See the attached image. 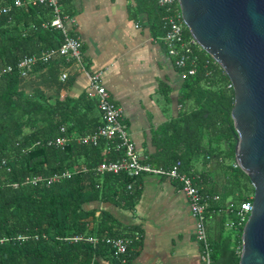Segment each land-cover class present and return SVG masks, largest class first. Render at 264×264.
Returning a JSON list of instances; mask_svg holds the SVG:
<instances>
[{
	"label": "trees",
	"instance_id": "16d2710c",
	"mask_svg": "<svg viewBox=\"0 0 264 264\" xmlns=\"http://www.w3.org/2000/svg\"><path fill=\"white\" fill-rule=\"evenodd\" d=\"M14 1L0 0V8L10 7L9 13L0 17V264H101L98 258L114 261L110 248L103 243L63 239L126 238L140 233L137 228L125 231L127 234L119 231V224L108 212L100 211L96 216V210L86 208L94 202H110L133 210L140 197L137 182L124 172L100 175L95 171L100 163L121 158V152L104 141L95 147L76 142L101 124L90 116L97 108L96 101L86 96L49 101L41 90L24 92L25 78L17 63L24 56L59 47L63 37L56 30L41 27L52 18L49 8L15 7ZM132 1L131 16L136 19L141 10L147 11L151 30L164 35L166 12L159 0ZM59 2L63 14L71 16L67 9L64 11L70 0ZM184 34H189L186 28ZM194 53L196 73L183 80L180 93L184 109L157 129V152L148 161L165 168L180 161L183 171L198 176L195 182L202 194L218 196V201H209L205 213L207 221L217 226L216 238L210 240L208 236L210 264H239L241 232L226 228L225 222L236 220L239 204L253 197V188L247 175L234 167L237 139L231 118L233 91L228 88L227 75L210 56L200 48ZM63 62L65 66L72 64ZM46 66L37 64L32 70ZM8 67L12 71L5 72ZM51 71L54 86L69 88L71 78L61 83L56 68ZM83 118H92L95 123L87 126ZM63 136L69 138L63 149L48 146L50 140ZM198 163L203 165V172L196 171ZM77 167L88 171L49 187L25 182L28 177L50 178ZM212 172L217 179L210 178ZM138 245L133 241L128 246L136 249ZM117 260L120 262L116 259L111 264Z\"/></svg>",
	"mask_w": 264,
	"mask_h": 264
},
{
	"label": "crops",
	"instance_id": "0c3cea01",
	"mask_svg": "<svg viewBox=\"0 0 264 264\" xmlns=\"http://www.w3.org/2000/svg\"><path fill=\"white\" fill-rule=\"evenodd\" d=\"M133 7L132 0H70L63 9L74 20L70 27L81 43L85 71L90 75L102 73L101 84L121 109L122 122L136 152L149 160L157 152L154 137L157 129L176 119L184 109L179 100L183 80L167 54L161 35L151 30L148 12L141 10L135 19L131 16ZM52 68H56L58 81L63 71L68 73L72 79L69 88L60 89L52 84ZM85 71L77 64L65 66L62 58L55 59L41 70H32L22 89L27 94L41 90L49 101L56 97L76 100L82 96L96 101L95 96H88L89 79ZM97 108L90 116L101 123ZM83 119L87 126L95 123L92 118ZM195 168L197 172L204 170L200 163ZM217 176L212 172L210 178ZM136 182L140 197L133 210L110 202L86 206L96 210V216L100 211L108 212L119 224V231L132 228L141 231L125 238L129 246L133 241L139 245L136 249L128 246L126 262L117 260V264H204L201 246L196 241L195 220L179 184L152 175H144ZM207 230L210 240H214L216 222L207 221ZM98 260L101 264L115 261Z\"/></svg>",
	"mask_w": 264,
	"mask_h": 264
},
{
	"label": "built area",
	"instance_id": "2783aa9c",
	"mask_svg": "<svg viewBox=\"0 0 264 264\" xmlns=\"http://www.w3.org/2000/svg\"><path fill=\"white\" fill-rule=\"evenodd\" d=\"M158 4L163 7L166 12L163 19L165 33L161 36V40L166 47L168 56L172 58L174 66L180 71L181 79L184 80L186 77L193 76L196 73L197 56L194 52L196 48L200 47L190 33L188 35L184 34L186 27L180 15L181 10L178 0H159ZM38 5L49 8L52 13L51 20L41 24L42 29H53L60 32L63 37V42L57 48H49L41 51L39 54L24 56L16 65L17 69L20 71L21 77L26 78L37 64L48 65L56 58H63L68 63L77 64L85 71L82 61L81 43L79 39L72 34L70 27L74 23V20L71 16L63 14L59 0L14 1L15 7L28 8V6L32 7ZM9 11L10 7L0 8V17L7 15ZM213 62L218 65L214 60ZM9 71H12V67H8L5 70V72ZM86 75L89 79L88 96L96 97L97 107L101 114V124L95 131L78 137L76 142L79 145L95 147L98 146L101 141H104L107 146H111L115 151H119L123 154L122 157L117 160L100 163L95 168V171L100 175H117L124 172L128 177L135 180L144 175H152L177 182L181 191L188 199L191 215L195 220V236L196 241L201 246L202 261L204 264H210L212 250L208 240L205 213L209 201H218V196L211 197L210 195L202 194L201 188H199L195 182L198 176L193 175L190 171H183L180 161L165 168L157 167L148 160L142 159L136 152L135 145L130 139L126 127L122 122L121 109L111 100L108 91L101 84L100 77L102 73L97 72L90 75L86 72ZM67 79L68 73L63 71L59 76V80L60 82H65ZM228 88L233 89L231 83L228 85ZM61 132L65 133V129L61 128ZM68 141L69 138L63 136L56 140H50L47 144L48 146H55L63 149ZM108 153H111V150H109ZM237 166V163H234V167ZM86 171L88 170L85 167H77L55 174L50 178L41 176L28 177L25 182L32 186L45 183V186L49 187L56 182L70 179L74 175ZM127 189H131V184L127 186ZM252 200L253 197L239 204L236 220L226 221V228L234 230L235 232H241L242 234L244 225L252 209ZM230 207H232V205H230ZM63 240L74 243L87 241L93 245L103 243L110 248L113 257L119 259L121 263L126 262L129 245L128 239L113 237H104L100 239L96 237L76 236L64 238Z\"/></svg>",
	"mask_w": 264,
	"mask_h": 264
},
{
	"label": "water",
	"instance_id": "95a60500",
	"mask_svg": "<svg viewBox=\"0 0 264 264\" xmlns=\"http://www.w3.org/2000/svg\"><path fill=\"white\" fill-rule=\"evenodd\" d=\"M178 3L188 32L232 84L234 162L253 188L239 264H264V0Z\"/></svg>",
	"mask_w": 264,
	"mask_h": 264
}]
</instances>
